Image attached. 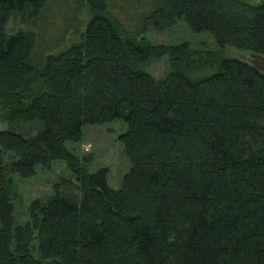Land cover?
<instances>
[{"label":"trees","instance_id":"1","mask_svg":"<svg viewBox=\"0 0 264 264\" xmlns=\"http://www.w3.org/2000/svg\"><path fill=\"white\" fill-rule=\"evenodd\" d=\"M14 15L31 30L8 33ZM180 19L253 61L146 36ZM164 58L161 79L141 69ZM261 61L262 3L0 0V264H264ZM116 120L118 188L68 146ZM55 161L72 177L19 223L15 177Z\"/></svg>","mask_w":264,"mask_h":264},{"label":"rangeland","instance_id":"2","mask_svg":"<svg viewBox=\"0 0 264 264\" xmlns=\"http://www.w3.org/2000/svg\"><path fill=\"white\" fill-rule=\"evenodd\" d=\"M250 4L258 5L262 0H245ZM22 30H31L24 20L19 16L11 17L7 24L8 33H17ZM146 36L156 44L179 45L188 42L190 46L200 52H211L216 58H236L246 61H253V55L248 51L235 47H228L219 50L215 39L207 32H193L184 19H180L168 30L158 32L150 28ZM264 70V62L258 63ZM157 79L163 78L170 70L167 58L147 63L141 66ZM213 73L208 71L206 74ZM127 125L122 120H116L104 125H89L84 128L83 137L78 143H69V148L80 158H89L91 170L107 168L109 170V183L112 187L120 186L123 175L128 171L130 164L126 157L122 142L119 140L121 133L125 132ZM6 128L2 113L0 111V130ZM63 177H72L71 171L64 161H55L50 168L38 167L37 174L28 179L15 177L18 194L15 199L16 219L19 223L28 220L29 205L36 199L45 200L54 192V185Z\"/></svg>","mask_w":264,"mask_h":264},{"label":"water","instance_id":"3","mask_svg":"<svg viewBox=\"0 0 264 264\" xmlns=\"http://www.w3.org/2000/svg\"><path fill=\"white\" fill-rule=\"evenodd\" d=\"M262 4H264V0L262 1Z\"/></svg>","mask_w":264,"mask_h":264},{"label":"flooded vegetation","instance_id":"4","mask_svg":"<svg viewBox=\"0 0 264 264\" xmlns=\"http://www.w3.org/2000/svg\"><path fill=\"white\" fill-rule=\"evenodd\" d=\"M263 1V0H262Z\"/></svg>","mask_w":264,"mask_h":264}]
</instances>
